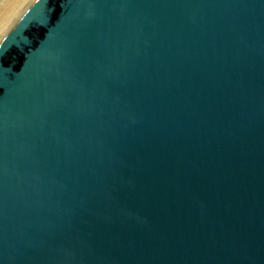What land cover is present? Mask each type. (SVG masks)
<instances>
[{
  "label": "water",
  "instance_id": "95a60500",
  "mask_svg": "<svg viewBox=\"0 0 264 264\" xmlns=\"http://www.w3.org/2000/svg\"><path fill=\"white\" fill-rule=\"evenodd\" d=\"M0 264H264V0H36L0 46Z\"/></svg>",
  "mask_w": 264,
  "mask_h": 264
},
{
  "label": "bare ground",
  "instance_id": "6f19581e",
  "mask_svg": "<svg viewBox=\"0 0 264 264\" xmlns=\"http://www.w3.org/2000/svg\"><path fill=\"white\" fill-rule=\"evenodd\" d=\"M34 0H0V5L2 11L0 13H6L9 10V16L7 17L6 23L3 25H0V44L3 41L4 37L6 36V32L9 30L10 26L8 22H13V20H16V18H19L22 16L24 11L30 7V5L33 3ZM35 3V2H34ZM33 5V4H32ZM32 7V6H31ZM30 7V8H31ZM29 8V9H30ZM27 13V12H26ZM25 13V14H26ZM24 14V15H25ZM24 17V16H23ZM22 17V18H23ZM21 18V19H22ZM20 19V20H21ZM19 23V22H18ZM17 23V24H18ZM11 24V23H10ZM16 27V26H15ZM14 27V28H15ZM6 39V38H5ZM5 41V40H4ZM3 41V42H4ZM2 42V43H3ZM2 45V44H1ZM0 45V46H1Z\"/></svg>",
  "mask_w": 264,
  "mask_h": 264
},
{
  "label": "rangeland",
  "instance_id": "374dc122",
  "mask_svg": "<svg viewBox=\"0 0 264 264\" xmlns=\"http://www.w3.org/2000/svg\"><path fill=\"white\" fill-rule=\"evenodd\" d=\"M36 0H34L33 1V3L32 4H34V2H35ZM32 4L30 5V7L32 6ZM29 7V8H30ZM29 8H27L25 11H24V13L22 14V16H20L19 18H16V20H13V22H8L9 23V25L8 26H10V28H9V30L6 32V36L4 37V39H3V41L5 40V38L9 35V33L14 29V27L17 25V23L20 21V19L24 16V14L29 10ZM0 10L2 11V9H1V5H0ZM0 11V12H1ZM9 10L4 14H2V13H0V25H3V24H5L6 23V20H7V17L9 16ZM11 23V24H10ZM2 41V42H3ZM2 42H1V44H2ZM0 44V45H1Z\"/></svg>",
  "mask_w": 264,
  "mask_h": 264
}]
</instances>
